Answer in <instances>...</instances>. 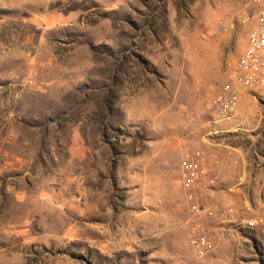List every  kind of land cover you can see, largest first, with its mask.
<instances>
[{
	"label": "rangeland",
	"instance_id": "374dc122",
	"mask_svg": "<svg viewBox=\"0 0 264 264\" xmlns=\"http://www.w3.org/2000/svg\"><path fill=\"white\" fill-rule=\"evenodd\" d=\"M252 0H0V264H264V90L232 82ZM224 84L236 90L218 107ZM229 150L188 244L182 145ZM241 178L239 188L227 190Z\"/></svg>",
	"mask_w": 264,
	"mask_h": 264
},
{
	"label": "built area",
	"instance_id": "2783aa9c",
	"mask_svg": "<svg viewBox=\"0 0 264 264\" xmlns=\"http://www.w3.org/2000/svg\"><path fill=\"white\" fill-rule=\"evenodd\" d=\"M255 6L253 20L246 33L244 44L235 60V69L231 76L237 86L264 90V0H252ZM218 107L222 112H230L236 103V90L224 84L217 94ZM238 159L229 150L222 153H210L202 147L182 145L178 163L179 186L183 192L187 212L190 215L188 244L197 253L212 248L213 236L205 227L209 224H220L230 221V204L218 207L211 203L213 195L225 188L223 172L228 168H236ZM241 178L227 185V190L239 188ZM248 216L241 223L252 230H264V210L257 213L246 206Z\"/></svg>",
	"mask_w": 264,
	"mask_h": 264
}]
</instances>
